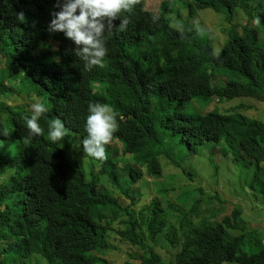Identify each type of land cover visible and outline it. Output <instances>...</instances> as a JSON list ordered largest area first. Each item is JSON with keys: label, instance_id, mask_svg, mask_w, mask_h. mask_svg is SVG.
<instances>
[{"label": "trees", "instance_id": "1", "mask_svg": "<svg viewBox=\"0 0 264 264\" xmlns=\"http://www.w3.org/2000/svg\"><path fill=\"white\" fill-rule=\"evenodd\" d=\"M179 1L185 16L174 11ZM145 2L125 14L123 31L113 21L103 67L86 70L72 42L47 31L55 0H0V264H110L112 224L124 217L117 234L145 250L140 264H264V242L239 220L240 209L191 225L196 200L179 218L190 231L167 263L153 242L164 230L178 241L168 215L182 214L189 198L165 199V209L154 198L137 214L117 202L133 199L145 173L161 178L164 165L191 173L182 163L194 167L203 151L210 163L215 151L230 158L252 198L264 200V123L247 115V100L264 102V0H161L155 12ZM205 10L225 22L241 11L246 21L219 45L190 24ZM36 102L48 111L38 118L43 131L30 137L25 117ZM89 103L110 105L117 118L103 160L80 143ZM53 118L69 129L61 143L48 139Z\"/></svg>", "mask_w": 264, "mask_h": 264}, {"label": "rangeland", "instance_id": "2", "mask_svg": "<svg viewBox=\"0 0 264 264\" xmlns=\"http://www.w3.org/2000/svg\"><path fill=\"white\" fill-rule=\"evenodd\" d=\"M160 1L146 0V8L155 12ZM173 6L175 13L183 11L182 16H185V9L180 4V1L176 2ZM224 20L215 12L205 10L196 14L195 21L199 22L197 25H194L192 21H190V24L200 27L204 32L210 31V36L213 40L221 45L225 38H227L228 29L244 23L246 16L241 11H238L232 21L225 22ZM252 24L254 23L252 22ZM262 34V32L259 33L261 42H263ZM214 48V51L218 52L219 47L216 45ZM247 102L252 105L247 110V115L256 117L255 119L264 123V102L258 100H247ZM8 103L13 105L15 101H8ZM236 104H238L237 101H232L231 103H226L225 106H235ZM214 153L211 157V163L207 158L206 151H203L196 159L191 161L195 162L194 167H191L190 161L183 162L182 167H188L192 170L187 175L183 174L181 168H176L169 164L164 165L162 168L161 178H156L144 172L145 175L140 180L141 182L134 183L136 190L130 192L133 199L127 198L126 195L117 197V202L121 206H127L135 214L142 207L150 204L154 198L161 200L164 209L166 208L165 199L174 202L177 196L189 198L183 205L182 214L171 210V213L168 215V223H173L178 241L173 244L167 241L164 236L165 234H163L166 231L164 230L161 233L162 235L153 242L156 246L154 250L167 263L172 261L175 254L180 250L184 234L190 231V228L185 230L187 227L185 224L182 227L179 226V218H184V215L188 214L190 211L189 207L196 200H200V204L197 213L189 217L191 225L198 222H220L224 217L229 216L234 209H240L241 215L239 220L244 222L248 226V229L257 230L255 231L256 236L264 242V200L252 198V190L246 188L248 182L245 176L243 174L239 175V170L233 171L236 165L230 162V158L221 157L218 151ZM184 159H190V157L187 156ZM164 162L163 157L161 163L163 164ZM127 220L128 217H124L112 224V229L116 233L113 232L115 235L110 237L108 241L110 248L105 255V259L110 264H140L135 257L145 255L144 249L133 245L127 239L117 234V232L124 231L128 226L127 223L122 222H126ZM138 232L144 245L151 246L153 244L149 240L145 227L141 226Z\"/></svg>", "mask_w": 264, "mask_h": 264}, {"label": "clouds", "instance_id": "3", "mask_svg": "<svg viewBox=\"0 0 264 264\" xmlns=\"http://www.w3.org/2000/svg\"><path fill=\"white\" fill-rule=\"evenodd\" d=\"M135 3L136 0H55L54 7L58 11H50L47 31L62 33L70 40L72 51L85 62L86 70L92 66L103 67L107 52L105 32L111 30L113 21L117 19L119 29L123 31L127 25L125 14ZM17 19L23 21V13H18ZM31 108V116L25 117L30 137L43 131L38 118L48 111L41 102L33 103ZM116 128V114L110 105L89 103L84 120L87 135L80 141L83 152L89 157L103 160L105 145L111 140ZM47 135L53 143H61L62 138L69 135V129L60 118H53L48 124Z\"/></svg>", "mask_w": 264, "mask_h": 264}]
</instances>
